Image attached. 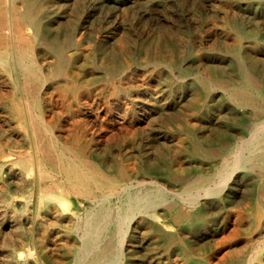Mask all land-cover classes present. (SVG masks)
Listing matches in <instances>:
<instances>
[{"label": "bare ground", "instance_id": "6f19581e", "mask_svg": "<svg viewBox=\"0 0 264 264\" xmlns=\"http://www.w3.org/2000/svg\"><path fill=\"white\" fill-rule=\"evenodd\" d=\"M0 264H264V0H0Z\"/></svg>", "mask_w": 264, "mask_h": 264}]
</instances>
